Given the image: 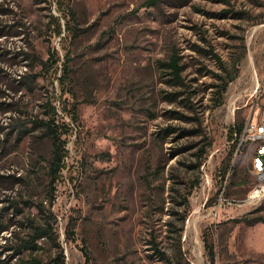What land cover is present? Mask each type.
I'll return each mask as SVG.
<instances>
[{"label": "rangeland", "instance_id": "374dc122", "mask_svg": "<svg viewBox=\"0 0 264 264\" xmlns=\"http://www.w3.org/2000/svg\"><path fill=\"white\" fill-rule=\"evenodd\" d=\"M149 1L0 0V264H264V197L228 137L264 108V0ZM47 103L69 125L54 181Z\"/></svg>", "mask_w": 264, "mask_h": 264}, {"label": "trees", "instance_id": "16d2710c", "mask_svg": "<svg viewBox=\"0 0 264 264\" xmlns=\"http://www.w3.org/2000/svg\"><path fill=\"white\" fill-rule=\"evenodd\" d=\"M149 4H154L156 3V0H150L148 2ZM55 22H56V33L61 34L62 32V25L59 22V17H53ZM66 29L68 31L73 30V27L70 25V22H66L65 24ZM49 61H53L55 63L58 62L59 58L57 57L56 51L50 54ZM163 66L170 68L172 71V74L175 77L179 76V72L181 70V67L178 64V60L176 56H172L171 59L167 63H163ZM63 71L64 73L68 72V68L66 64H63ZM65 77V75H64ZM64 77H59V83L64 86L65 80ZM236 77V71L230 75L227 81H224L220 85V93H219V99L217 100V105L221 104L223 102V94L227 89L228 82L233 80ZM48 108L50 109V114H48L47 117L41 118L38 121H35L34 124L39 125L43 128V133L47 137L51 139L52 143V160H51V180L54 181L57 179L58 173L60 172L63 164H64V157L67 154L66 151V139L62 137L63 133L69 130V125L65 122V120L59 115L58 109L56 105H53L51 103L46 104ZM66 110V108L64 107ZM66 112L69 114V111L66 110ZM71 114V113H70ZM72 116V115H71ZM243 126V122H240L238 124H234L229 128L228 131V137L230 139H233L236 144V136L235 133L238 134ZM236 147V145H235ZM234 147V148H235ZM206 147L203 150V153L206 152ZM32 233L31 237L29 239L25 240V248H30V249H37L38 244L37 240L43 238V237H48L51 234L53 235L54 230H53V225L49 224L48 220H45V223H37L36 221H31L30 223ZM205 247L208 252L209 258L212 262L215 261V251L213 249V246L205 240ZM157 249V247H155ZM157 252L161 256V259L165 260V264H182L181 260L183 257L179 256L177 260H173L171 256H169L166 252L160 251L157 249ZM186 264H189V260H187L186 257ZM22 264H41L40 261L34 257L31 260H23L21 261ZM20 264V263H18ZM53 264H65V257L63 252L61 251L60 254L55 258Z\"/></svg>", "mask_w": 264, "mask_h": 264}, {"label": "built area", "instance_id": "2783aa9c", "mask_svg": "<svg viewBox=\"0 0 264 264\" xmlns=\"http://www.w3.org/2000/svg\"><path fill=\"white\" fill-rule=\"evenodd\" d=\"M234 155L246 154L249 161L248 172L254 178L248 190L246 201L256 202L264 193V108H258L243 121L241 131L236 134Z\"/></svg>", "mask_w": 264, "mask_h": 264}, {"label": "bare ground", "instance_id": "6f19581e", "mask_svg": "<svg viewBox=\"0 0 264 264\" xmlns=\"http://www.w3.org/2000/svg\"><path fill=\"white\" fill-rule=\"evenodd\" d=\"M264 197V193H263V195H262V198ZM257 200H259V199H257Z\"/></svg>", "mask_w": 264, "mask_h": 264}]
</instances>
